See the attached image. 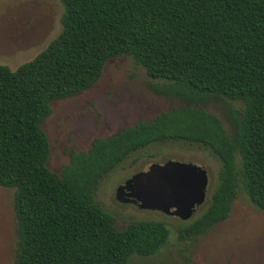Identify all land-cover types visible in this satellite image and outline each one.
I'll return each instance as SVG.
<instances>
[{"label":"trees","instance_id":"1","mask_svg":"<svg viewBox=\"0 0 264 264\" xmlns=\"http://www.w3.org/2000/svg\"><path fill=\"white\" fill-rule=\"evenodd\" d=\"M60 32L15 69L0 64V186L14 188V264H129L168 241L163 221L117 228L95 200L99 181L132 152L187 141L219 159L204 209L178 228L196 239L227 219L239 191L264 211V0H60ZM127 56L161 92L181 98L150 120L95 138L50 170L42 122ZM218 103L222 120L205 109Z\"/></svg>","mask_w":264,"mask_h":264},{"label":"rangeland","instance_id":"2","mask_svg":"<svg viewBox=\"0 0 264 264\" xmlns=\"http://www.w3.org/2000/svg\"><path fill=\"white\" fill-rule=\"evenodd\" d=\"M60 0H0V64L15 69L33 58L61 29ZM164 79L150 78L144 68L127 56L109 59L101 77L76 95L51 102V113L42 122L50 151L47 166L60 173L71 151L87 153L95 138H106L124 127L150 120L185 102L161 92ZM205 109L227 122L218 103ZM172 159L201 166L208 175L205 201L190 218L182 220L155 209H142L116 199L117 186L152 163ZM219 159L212 150L187 141H158L132 152L100 181L95 200L114 217L117 228L132 219H155L165 223L167 243L151 256H134L129 264H264V211L239 191L227 219L196 239H180L178 228L200 213L215 186ZM17 243L14 188L0 186V264H14Z\"/></svg>","mask_w":264,"mask_h":264},{"label":"water","instance_id":"3","mask_svg":"<svg viewBox=\"0 0 264 264\" xmlns=\"http://www.w3.org/2000/svg\"><path fill=\"white\" fill-rule=\"evenodd\" d=\"M207 184L208 175L201 166L169 159L134 173L117 186L115 197L186 220L205 201Z\"/></svg>","mask_w":264,"mask_h":264},{"label":"flooded vegetation","instance_id":"4","mask_svg":"<svg viewBox=\"0 0 264 264\" xmlns=\"http://www.w3.org/2000/svg\"><path fill=\"white\" fill-rule=\"evenodd\" d=\"M126 203H131V204H135L138 206V203H135V202H126Z\"/></svg>","mask_w":264,"mask_h":264}]
</instances>
